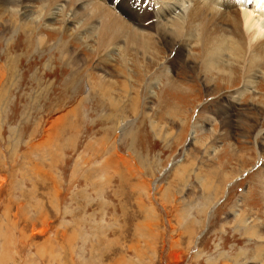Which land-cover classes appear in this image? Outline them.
I'll return each mask as SVG.
<instances>
[{
  "label": "rangeland",
  "instance_id": "rangeland-1",
  "mask_svg": "<svg viewBox=\"0 0 264 264\" xmlns=\"http://www.w3.org/2000/svg\"><path fill=\"white\" fill-rule=\"evenodd\" d=\"M37 1L0 8V264H264L259 58H175L182 0H129L146 51Z\"/></svg>",
  "mask_w": 264,
  "mask_h": 264
},
{
  "label": "bare ground",
  "instance_id": "bare-ground-1",
  "mask_svg": "<svg viewBox=\"0 0 264 264\" xmlns=\"http://www.w3.org/2000/svg\"><path fill=\"white\" fill-rule=\"evenodd\" d=\"M36 1L0 0V8H7L10 5L16 10L26 13L28 4ZM40 1L43 2L42 10L46 14L54 6L64 3L65 7H62V10L64 8L68 12H71V9L73 10L74 14L70 19L74 18V21H79L82 17L81 19L88 21L90 26H93L94 29L96 28L95 30H97L100 37L101 47L114 44L117 41L119 42V39H123L130 46L146 51L156 37L151 32L149 33L150 30L155 28V25L153 24L154 22L146 24V20L149 19L146 7L142 6L140 9L137 5L140 3L144 5V0H136L137 4H132L133 1L136 2L135 0L131 2L129 0H121V2L119 1L120 3L116 4L119 11L126 15L131 20L130 22L134 24L120 18L117 12L115 13L107 7L106 3H102L99 0ZM111 1L115 4L114 0ZM185 1L175 2L178 5V7L176 6L177 10L181 11L179 18H174L166 24H159L160 26L158 25L159 27L157 26L156 28L158 30L156 34H158L159 39L166 44L174 46L176 51L175 58L183 57V47L192 39L193 41L197 39V44L202 51L201 58L207 65L216 66V64H219L220 57L224 54L232 53L230 57L232 55L239 57L241 55L245 56L248 52L253 54L252 59L256 55L260 60L259 62L264 65V0H251L253 2L251 5H246L250 0H190L188 3L193 5L192 8L187 9L188 11H186L185 3H183ZM167 2L164 5L168 4ZM37 3L40 2L37 1ZM181 9H183V12ZM163 14V16H169L167 11L163 12ZM28 17H25V19L27 20ZM50 17L52 16L50 15ZM228 33L229 35H226ZM181 42L184 43V46ZM225 63L228 65V62ZM257 64L255 63V65ZM259 64L258 66H260Z\"/></svg>",
  "mask_w": 264,
  "mask_h": 264
}]
</instances>
